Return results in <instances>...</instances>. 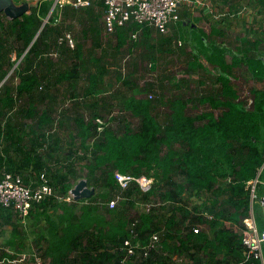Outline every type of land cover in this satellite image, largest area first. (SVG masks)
<instances>
[{"label":"trees","instance_id":"16d2710c","mask_svg":"<svg viewBox=\"0 0 264 264\" xmlns=\"http://www.w3.org/2000/svg\"><path fill=\"white\" fill-rule=\"evenodd\" d=\"M54 1L16 17L0 12V167L31 186L45 173L57 195L33 203L31 223L12 221L13 210L0 206V227L12 223L19 238L32 224L52 264L244 260V219L254 215L264 230V85L247 99L236 81L243 70L264 84V17L233 38L216 24L190 26V8L167 33L136 22L110 33L101 1L92 16L58 3L64 18L52 13L45 22ZM221 1L229 6L225 21L241 18L246 4L264 11V0ZM69 29L77 30L75 46ZM177 61L176 73L167 69ZM194 106L204 109L193 115ZM117 172L133 179L124 187ZM80 180L91 194L64 199ZM127 239L140 243L134 254ZM16 245L9 237L1 246ZM255 257L247 264H262Z\"/></svg>","mask_w":264,"mask_h":264},{"label":"built area","instance_id":"2783aa9c","mask_svg":"<svg viewBox=\"0 0 264 264\" xmlns=\"http://www.w3.org/2000/svg\"><path fill=\"white\" fill-rule=\"evenodd\" d=\"M98 1H101L104 5V26L106 32L110 33L116 31L117 27L124 26L129 22L149 24L157 31L167 33L170 24L180 19L182 5L189 3L203 5L205 2L204 0H56V3H70L77 7H86L94 5L95 2ZM49 17L50 15L47 17L46 22L49 20ZM59 20L60 18L55 19L56 22ZM131 36L135 38L137 33H133ZM65 38L71 46H75V39L70 32L66 33ZM63 39L62 37L61 40ZM51 54L56 55L57 53L52 52ZM12 59L14 61L18 60L16 53L13 55ZM98 121H100L101 124L105 122L102 119ZM98 129L102 130L103 126L99 125ZM116 176L124 187L133 179L130 175L119 172L116 173ZM40 178L41 181L37 185H27L21 175L11 173L7 171L5 167H0V206L12 209L13 212L18 215L20 221L26 222L34 202H40L52 195L57 196L46 174L43 173ZM138 181L145 190L151 187V181L144 176L138 178ZM257 181L258 179L249 182L252 185L253 198L255 197L254 192ZM87 188L91 190L88 186ZM58 197L62 199L61 196ZM64 199L72 201L76 198L71 191V195H68ZM115 202L116 201H112L111 206H113ZM261 203L264 209V196L262 197ZM244 223L247 226L244 235V243L248 248L246 258L232 264H247L252 255L261 257L262 259L264 258V230L259 231L254 215L245 218ZM198 230L199 227L195 228L196 232ZM153 239L158 240V235H154ZM139 244L140 243L133 244L130 239L125 241L129 254H134ZM149 246L145 248H149ZM3 251L5 252L4 256L1 255ZM145 254H147V252H145ZM31 260H34L35 264H42L43 262L41 255L36 250L31 252H19L10 247L0 245V264L27 263ZM122 264H125V262L122 261Z\"/></svg>","mask_w":264,"mask_h":264},{"label":"rangeland","instance_id":"374dc122","mask_svg":"<svg viewBox=\"0 0 264 264\" xmlns=\"http://www.w3.org/2000/svg\"><path fill=\"white\" fill-rule=\"evenodd\" d=\"M204 1L205 2L203 5H195L193 3H189L185 5L187 6L186 9L190 8L189 10L191 12V16L189 18H186V22H188L190 26H195L197 28L199 27L206 31L210 30L211 25L216 24L219 28H223L227 30V34L231 38L235 37V35L239 33L243 34L246 28H251L253 26L258 27L259 20L264 17L263 10H259V8H254L250 4H246L247 7L242 8L241 9L242 11L241 10L238 11V15H240V17L242 18H238V16H235V17H231L230 20L225 21L223 17L226 16L227 13H229L228 12L229 6L225 5V3L221 0H218L217 2H215L214 0H204ZM243 1H244L243 4H245L246 0ZM172 32L173 31H170L169 33L171 34ZM183 42L184 40L180 39L179 43H183ZM227 58L228 60H230V56H228ZM181 65L182 64L177 61L175 65H167V69L171 70V72L174 71L173 73H176L177 69L179 70L181 68ZM239 74L240 76L236 81V83L241 91L242 96L246 97L247 99L250 98L249 89L251 87H262L264 85L263 83L254 82L252 80V77L243 70H241ZM180 76L181 74L176 75V77L172 79V83L174 81H177ZM186 92L188 91L186 90ZM202 108H203L202 106H194L193 108H190L189 113L194 115L198 113L199 110H201ZM256 212L258 215H260L261 209L258 208ZM21 229L23 231H26V233L28 232L29 234L27 233L26 236L22 234L18 236L19 238H16L15 235L13 234V230L11 226L8 225L7 228L3 229L2 231V238H3L2 241L4 242L9 237L15 238V240L18 242V245L13 247H15L20 251L31 252L36 250L41 255L42 260L43 261L45 260L44 262L46 264H52L50 258L43 256V253H41L43 251L38 246H36L35 233L32 232V230L35 229V227L32 224L31 225L28 224V226L27 225L25 227L23 226ZM263 251H264V246H263Z\"/></svg>","mask_w":264,"mask_h":264},{"label":"crops","instance_id":"0c3cea01","mask_svg":"<svg viewBox=\"0 0 264 264\" xmlns=\"http://www.w3.org/2000/svg\"><path fill=\"white\" fill-rule=\"evenodd\" d=\"M43 0H9V2H10V8L12 9V11L13 12H15V13H19V12H21V11H25L26 13H31V11H32V9H35V8H38L39 6H40V4H41V2H42ZM100 3H102V2H100ZM98 5H99V3L97 4V2H95V4L94 5H92V6H86V7H80V9H78V8H76L78 11H83L86 15H90V16H92V15H94V13L95 12H97L98 13ZM101 5V4H100ZM102 5H103V3H102ZM186 5V4H185ZM185 5H182V7H181V10H183V9H185V8H187V6H185ZM66 5H64V6H62V5H59L58 3H56V0L54 1V3L52 4V6H51V9L49 10V13H48V15L47 16H49V15H51L52 13H54V14H56L57 15V17H62V18H64L63 17V7H65ZM104 6V5H103ZM71 7H73V6H71ZM75 8V7H74ZM13 12H11V11H5V12H2V13H5L6 15H8V17L9 18H11V17H13L12 16V13ZM24 12V13H25ZM103 12H104V10H103ZM88 13V14H87ZM17 16H19V15H17ZM14 17H16V16H14ZM242 18V17H241ZM47 19V18H46ZM46 19H45V22H46ZM64 20V22H67V23H71V21L73 20L74 22H75V24H71V25H74V27L75 26H77V29H78V32H79V34L81 35L82 34V26H80L79 24H78V22L77 21H75L74 19H69V18H66V20L65 19H63ZM101 22H102V24L104 23V14H101ZM72 21V22H73ZM66 23V24H67ZM75 29V28H74ZM73 30V29H72ZM70 30L69 29V31H70V33L73 35V37H74V39H75V41L77 42V43H79V39L77 38V30H76V32H73V31H75V30ZM69 31H67V32H69ZM65 34V33H64ZM38 37V33H37V35L35 36V38H34V40H33V42L36 40V38ZM33 42L30 44V45H32L33 44ZM87 41H85V47L86 46H91L92 45V43L90 42V41H88L87 43H86ZM52 56H55V55H53V54H51ZM13 76H16V74L15 75H13ZM15 82L16 83H18L19 82V79H18V77H15ZM2 84V83H1ZM1 84H0V86H1ZM60 91H62V89L60 90ZM70 97H72V96H70ZM69 101H71L70 100V98L67 100V103L66 104H64V105H62V107H65V109H67L68 108V106H69ZM72 103V102H71ZM61 107V108H62ZM28 124L30 125L31 124V121L29 120L28 121ZM28 124H26V126L28 125ZM28 128V127H27ZM12 212V221H15L16 223L19 221V218L17 217L16 218V215H15V212H13V211H11ZM32 219V217L31 218H29L28 217V219H27V221L28 222H30L31 223V220ZM18 220V221H17ZM11 226V228H12V230H13V224L12 223H9V224H7V225H5V226H3V227H0V244L3 242L2 241V231H3V229H6L7 228V226ZM3 244V243H2ZM1 244V245H2ZM263 255H264V252H263ZM256 258V257H255ZM258 258H260V260H261V263L262 264H264V258L262 259L261 257H258Z\"/></svg>","mask_w":264,"mask_h":264},{"label":"water","instance_id":"95a60500","mask_svg":"<svg viewBox=\"0 0 264 264\" xmlns=\"http://www.w3.org/2000/svg\"><path fill=\"white\" fill-rule=\"evenodd\" d=\"M12 11L10 8V2L9 0H0V12H5V11ZM25 11H21L19 13H12V16H17L23 14ZM72 193L74 194L76 199H80L81 197H87L91 194V190L87 188V184L85 180H81L74 189L71 190Z\"/></svg>","mask_w":264,"mask_h":264}]
</instances>
